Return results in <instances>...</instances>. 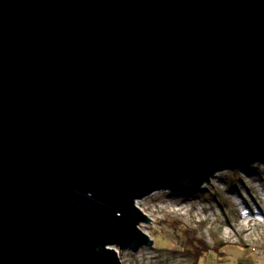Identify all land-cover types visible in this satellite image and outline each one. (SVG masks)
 <instances>
[{
    "label": "water",
    "instance_id": "95a60500",
    "mask_svg": "<svg viewBox=\"0 0 264 264\" xmlns=\"http://www.w3.org/2000/svg\"><path fill=\"white\" fill-rule=\"evenodd\" d=\"M264 167V0H0V264H122L137 202Z\"/></svg>",
    "mask_w": 264,
    "mask_h": 264
},
{
    "label": "rangeland",
    "instance_id": "374dc122",
    "mask_svg": "<svg viewBox=\"0 0 264 264\" xmlns=\"http://www.w3.org/2000/svg\"><path fill=\"white\" fill-rule=\"evenodd\" d=\"M199 191L138 201L152 220L140 228L153 246L137 253L116 247L122 264H264V167L220 173ZM203 241L211 249L196 263Z\"/></svg>",
    "mask_w": 264,
    "mask_h": 264
},
{
    "label": "trees",
    "instance_id": "16d2710c",
    "mask_svg": "<svg viewBox=\"0 0 264 264\" xmlns=\"http://www.w3.org/2000/svg\"><path fill=\"white\" fill-rule=\"evenodd\" d=\"M238 174V173H237ZM225 181V180H224ZM204 191L200 192L198 194H203ZM193 194V193H192ZM217 197V196H216ZM189 231V230H187ZM191 233L189 239L190 240H193L194 239V236H195V233H193L192 231H189ZM215 248H217L218 246H214ZM197 249V252L195 253V262L198 263L199 259L202 258L204 255H205V252L209 249H211V247L205 243L204 241L202 242V244L200 246H197L196 247Z\"/></svg>",
    "mask_w": 264,
    "mask_h": 264
},
{
    "label": "bare ground",
    "instance_id": "6f19581e",
    "mask_svg": "<svg viewBox=\"0 0 264 264\" xmlns=\"http://www.w3.org/2000/svg\"><path fill=\"white\" fill-rule=\"evenodd\" d=\"M137 206H138V204H137ZM140 208V207H139ZM142 210V209H141ZM144 213H145V211L144 210H142Z\"/></svg>",
    "mask_w": 264,
    "mask_h": 264
}]
</instances>
